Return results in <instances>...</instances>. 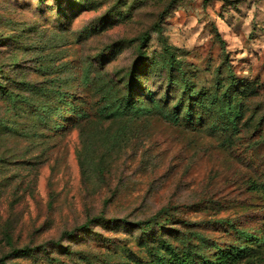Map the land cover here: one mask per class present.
Wrapping results in <instances>:
<instances>
[{
	"label": "rangeland",
	"instance_id": "rangeland-1",
	"mask_svg": "<svg viewBox=\"0 0 264 264\" xmlns=\"http://www.w3.org/2000/svg\"><path fill=\"white\" fill-rule=\"evenodd\" d=\"M263 185L264 0H0V264H158Z\"/></svg>",
	"mask_w": 264,
	"mask_h": 264
},
{
	"label": "trees",
	"instance_id": "trees-1",
	"mask_svg": "<svg viewBox=\"0 0 264 264\" xmlns=\"http://www.w3.org/2000/svg\"><path fill=\"white\" fill-rule=\"evenodd\" d=\"M223 1L229 3L235 2V0ZM216 38L223 47L224 41L217 33ZM132 72L133 71L130 72V76L132 75ZM229 76V84L226 93L223 95V97L226 96L227 99H230V92H235L236 88H238V84L236 83L237 81L234 79L232 73ZM131 88L132 84L126 82L124 90L121 91L116 100L118 108L128 109L132 106L129 93ZM116 90L118 91V88H116ZM186 90L187 89H185V91ZM186 95L188 98L191 97V93H186ZM78 105V101H72L71 103L64 105V108L66 107L64 109V113L66 114L69 112V115H71L73 111L79 109ZM225 106L227 113H231V103L227 101ZM186 112L189 113L190 109L188 108ZM173 209L175 208L170 206L162 207L146 220L136 222H128L124 218H106L102 214H98L86 220V222L81 226H88L94 221H119L121 223L131 224L143 229H150L152 226H157L161 231L171 230L167 227L170 223L168 224L166 222H171L169 219L171 218V210ZM174 216L179 223L189 226V223L181 217H177L176 215ZM160 219L164 220V224L159 223ZM203 223H205V226L208 228H221V235L211 238L200 234V232L192 231L194 236L200 237V240L197 244L192 245L188 237H184L187 241V245L185 250L181 253L177 252L175 248L172 247V245L165 239H161L162 246L169 252V259L163 255L156 254V262L158 261V264H231L237 259L245 256L251 248L250 244H264V206L247 209L244 211V214L235 215L232 218L211 219L207 222H198V224H196L201 226ZM71 232L72 231L64 232V234L65 236H68ZM12 251L17 252L19 249H12Z\"/></svg>",
	"mask_w": 264,
	"mask_h": 264
}]
</instances>
